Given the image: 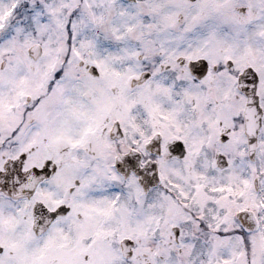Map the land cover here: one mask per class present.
<instances>
[{"label":"snow or ice","instance_id":"snow-or-ice-1","mask_svg":"<svg viewBox=\"0 0 264 264\" xmlns=\"http://www.w3.org/2000/svg\"><path fill=\"white\" fill-rule=\"evenodd\" d=\"M0 264H264V0H0Z\"/></svg>","mask_w":264,"mask_h":264}]
</instances>
